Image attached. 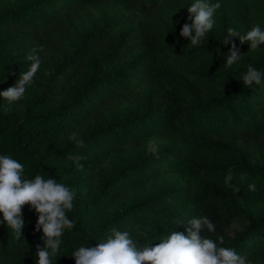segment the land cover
<instances>
[{
  "label": "trees",
  "instance_id": "16d2710c",
  "mask_svg": "<svg viewBox=\"0 0 264 264\" xmlns=\"http://www.w3.org/2000/svg\"><path fill=\"white\" fill-rule=\"evenodd\" d=\"M102 1L0 0V30L18 32L20 44H36L41 60L34 82L27 87L41 93L24 112H5L10 103L0 96V155L22 163L24 178H54L76 193L74 208L67 212L75 227L65 230L53 264H75L71 256L76 249L96 246L113 228L129 231L138 247L154 246L172 231L187 235L190 225L177 223L200 216H207L216 227L215 233L201 230V236L246 254L251 264L264 260V169L241 163L223 165V158L236 153L237 147L213 140L215 135L238 131L249 156L264 149V114H260L264 80L251 88L242 81L249 65L264 73V45L251 51L250 45L233 38L242 54L237 63L247 56L255 58L241 69L216 73L195 72V68L226 60L231 49V44H224L226 34L209 32L200 45L192 46L180 36L182 28L168 31L149 21L114 42L106 39L105 27L99 28L84 40L86 45L75 49L70 25L75 13L64 18L61 11ZM118 1L133 8L148 2L155 5L158 0ZM136 48L140 55L130 62L133 72L128 73L123 59ZM100 49L104 52L92 60L82 55L85 50ZM31 63L28 60L0 72V92L12 87L9 83L14 86ZM139 70L153 91L145 104L138 101L137 110L120 115L118 102L132 95L125 80ZM58 98L62 100L52 104ZM92 115L97 124L89 134H81V121ZM73 132L84 142L82 147L70 139ZM152 136L167 138L172 144L163 153L143 155L116 172L104 166L105 152L79 162L82 169L73 160L66 163L70 155L102 147L121 149L132 144L136 148ZM169 172L183 176L187 188L126 202L149 179ZM250 184H255V191L249 190ZM182 201L191 206L188 215L147 231L143 227ZM30 208L23 207L24 235L19 241L0 213V264H36V246H43V231L35 230L38 214Z\"/></svg>",
  "mask_w": 264,
  "mask_h": 264
},
{
  "label": "clouds",
  "instance_id": "9594fccd",
  "mask_svg": "<svg viewBox=\"0 0 264 264\" xmlns=\"http://www.w3.org/2000/svg\"><path fill=\"white\" fill-rule=\"evenodd\" d=\"M220 7V3L195 0L188 7V19L192 23L183 25L180 36L189 39L192 46L200 45L206 34L213 29V17ZM227 32L224 44H231V49L226 57V67H231L242 57L233 38H237L242 45H250L251 51L264 45V30L259 25H254L246 34H241L234 28H229ZM26 59L32 61L29 70L21 73L14 86L0 92V96L9 103L23 98L40 68L41 60L38 55H29ZM262 80L264 73L251 65L242 77L243 84L248 88L253 84L260 85ZM70 139L75 140L78 147L83 146L84 142L77 139L75 132ZM69 159L80 169L83 168L79 163L83 157L70 155ZM243 178L242 176L241 179ZM249 190L255 191V184H250ZM75 197L73 190L54 178L44 179L41 175H36L34 179L24 178L22 163L9 155H0V213L17 241L24 235L23 207L30 205V210H35L38 214L35 230L39 232L42 229L43 246H36V264H53L60 252L65 230L75 227V221L67 215L74 208ZM177 224L190 225L187 235L172 231L160 243L144 247L137 246L129 231L113 228L112 234L96 246H80L71 257L75 258V264H251L246 254L240 255L233 248L218 246L213 239L201 236V230L207 229L209 233L216 231L214 223L207 216L194 217L187 223ZM219 244H224L223 237L219 238Z\"/></svg>",
  "mask_w": 264,
  "mask_h": 264
},
{
  "label": "rangeland",
  "instance_id": "374dc122",
  "mask_svg": "<svg viewBox=\"0 0 264 264\" xmlns=\"http://www.w3.org/2000/svg\"><path fill=\"white\" fill-rule=\"evenodd\" d=\"M194 2L195 0H158L155 5L148 2L145 7L137 6L129 8L125 3L118 0H104L97 5L88 4L79 9H63L61 13L64 18H68V13H75V18L70 22V25L76 36L74 47L75 49H79L87 44V41L85 42L84 40L90 34L102 27H105L109 33L106 38L109 42H114L124 32L149 21L154 26L168 31H172L175 28H182L185 23H192L188 19L190 15L188 7ZM208 2L221 4V7L214 14L213 19L215 24L210 31L211 33L228 35L227 30L234 28L241 34H246L254 25H259L264 30V0H208ZM19 36L18 32L13 30H0V72L15 64L27 62V56L37 54V45L20 44ZM34 49L37 51L33 52ZM103 52L104 50L102 49L91 53L89 50H85L82 55H85L86 60H92ZM139 55L140 50L136 48L128 52L126 57H124L123 60L126 63L125 66L128 68V73L133 72L131 71L133 67H131L130 62H133L134 59L136 60ZM254 58L247 56L242 63L236 62L231 67L225 66L226 60L210 61L207 64L197 66L195 72L207 71L216 73L228 69H241L249 61L254 60ZM117 67L118 65L113 66V68ZM86 77L87 75H84V78ZM125 81L127 82V90L132 89V95L130 98L118 102L116 109L120 115H126L137 110L138 101L143 100L145 104L153 91V87L142 77L140 70L130 76L128 75V79ZM9 86L13 85L9 83ZM40 93L39 90L31 87L27 88L22 99L7 104L4 107L5 112L15 110L24 112L29 102L34 97H39ZM61 100L62 98H58L52 104H56ZM260 114H264V108ZM96 122L97 120L93 115L85 117L80 123V133L89 134L97 124ZM213 140L237 147L236 153L223 158V165L233 166L241 163L247 164L250 167H261L264 169V149L259 150L253 156H249L245 150L241 132L235 131L233 133L229 132L223 135H215ZM171 144V140L167 138L152 136L144 145L136 148L132 144H125L121 149L99 148L98 150L81 155L80 157H83V159L79 162H88L91 156L105 152L106 161H104V166L108 172H116L119 168L135 162L143 155L151 153L159 155L163 153ZM66 163L70 164L71 160H67ZM187 186L188 183L180 174L173 172L165 173L157 178L149 179L142 186V189L135 191L132 197L128 198L126 202L131 203L137 199H141L143 196H150L170 189H177L181 192ZM120 208L118 206L113 209ZM190 211V204L182 201L168 212L151 218L143 227L146 231L156 228L160 223L166 224L171 219L188 215ZM254 264H264V260H257Z\"/></svg>",
  "mask_w": 264,
  "mask_h": 264
}]
</instances>
